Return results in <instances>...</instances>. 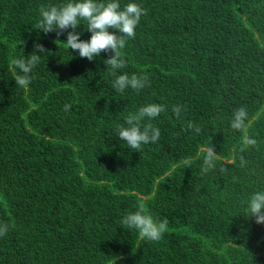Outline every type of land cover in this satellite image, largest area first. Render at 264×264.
<instances>
[{
  "label": "trees",
  "instance_id": "1",
  "mask_svg": "<svg viewBox=\"0 0 264 264\" xmlns=\"http://www.w3.org/2000/svg\"><path fill=\"white\" fill-rule=\"evenodd\" d=\"M67 2L0 0V264H264V224L244 204L264 190V0H119L145 10L116 73L147 76L140 92L113 88L111 53L88 61L66 32L37 30L42 5ZM35 44L46 52L16 86L10 62ZM149 103L168 110L142 121L160 137L136 152L116 128ZM240 106L249 119L234 132ZM202 145L219 157L204 174ZM141 206L167 219L159 241L121 225Z\"/></svg>",
  "mask_w": 264,
  "mask_h": 264
},
{
  "label": "clouds",
  "instance_id": "2",
  "mask_svg": "<svg viewBox=\"0 0 264 264\" xmlns=\"http://www.w3.org/2000/svg\"><path fill=\"white\" fill-rule=\"evenodd\" d=\"M145 10L137 3H128L123 8L119 0H68L67 3L59 5H42L39 8L40 19L36 25L39 32L44 34L54 32L59 37L67 33L66 42H60L68 50L71 49L79 58L92 61L100 56L101 53H111L103 61L110 73L115 76L113 88L117 92H124L131 89L140 92L149 86L148 77L144 75H129L127 73L117 75L118 70L126 67V61L122 58V49L125 47L128 39L135 38V29L140 22L141 16ZM81 21L86 25V30L90 33L88 40H81V33L77 29L81 26ZM70 29V31H69ZM112 30V31H110ZM46 49L41 44H35L33 51L23 58H13L11 65L13 68L15 85L26 87L31 82L32 70L39 64L41 54ZM37 53H40L38 55ZM71 105H64V111H68ZM168 110V106L158 103H149L135 112H130L125 118L126 125H118L116 128V138L126 143V145L138 152L142 145L156 143L160 137L159 128L151 123H144V120H154L161 113ZM185 109L183 105L176 104L171 106V112L177 120L182 119ZM249 119V113L245 106H240L232 113L230 128L234 132H240L246 128ZM200 132V126L192 121H188L186 127L181 131ZM243 145L253 146L255 139L244 136ZM200 151L204 153L201 173H208L216 167V161L219 159L215 153L214 147L202 145ZM241 152L244 151L242 147ZM187 164L188 161L185 160ZM235 163V159H233ZM247 161L241 156L240 166L243 167ZM223 171V168L221 169ZM247 217L255 218L257 224H264V190H258L244 202ZM121 225L135 230L141 240L159 241L167 230L168 221H156L150 214H147L143 208L126 214L120 221ZM8 230L7 224L0 223V236H3Z\"/></svg>",
  "mask_w": 264,
  "mask_h": 264
}]
</instances>
